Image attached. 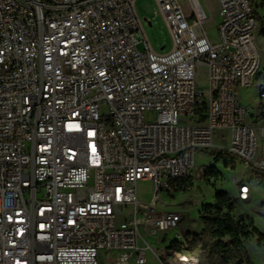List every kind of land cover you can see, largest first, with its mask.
I'll return each instance as SVG.
<instances>
[{
	"label": "built area",
	"instance_id": "built-area-1",
	"mask_svg": "<svg viewBox=\"0 0 264 264\" xmlns=\"http://www.w3.org/2000/svg\"><path fill=\"white\" fill-rule=\"evenodd\" d=\"M136 1L0 0V264H99L103 252L114 264H147L148 253L201 264L198 234L181 233L184 217L162 211L161 194L212 180L201 152L239 166V202L247 174L264 171V84L256 108L240 96L262 68L264 0H218L216 42L202 0H188L190 17L181 0H155L165 53ZM140 183L152 184L147 202ZM171 232L176 249L161 245Z\"/></svg>",
	"mask_w": 264,
	"mask_h": 264
},
{
	"label": "rangeland",
	"instance_id": "rangeland-1",
	"mask_svg": "<svg viewBox=\"0 0 264 264\" xmlns=\"http://www.w3.org/2000/svg\"><path fill=\"white\" fill-rule=\"evenodd\" d=\"M181 4L187 17H190L191 8L188 0H181ZM202 7L210 18L205 25L206 31L210 39L216 42L218 40L217 29L219 25L218 0H202ZM136 11L143 24L145 36L153 50L157 53L169 51L172 47L171 37L156 1L137 0ZM258 18L261 20L257 30V44L262 56V68L258 78L255 80L254 87L248 90H241L240 92L242 103L253 108H256L259 104V91L264 84V38L261 34V24L264 23V8L258 9ZM138 49L140 52H145L142 37L139 38ZM198 86L204 91L207 90V70L204 67L201 68L198 74ZM196 164L198 166L215 164L217 169L221 171V175L217 178H212L211 181L193 180L194 184L185 192H176L172 195H168L165 192L161 194V202L159 204L161 210L166 213H178L184 217L183 227L180 229L181 233L186 228H192L191 230L194 234L201 235L204 223L200 218L199 212L203 206L216 205L214 200L215 193L224 191L235 203L232 217L236 222L244 220L247 223L246 218H251L254 220L255 227L264 234V171L254 170L247 174L246 182L251 187V194L247 202H239L237 188L230 181L232 174L239 173V166L232 163L233 170L227 165L225 167L220 161L216 160V154L212 151L199 153L196 156ZM137 190L142 201L147 202L151 199L153 193L152 184L140 183ZM251 231L252 229L250 228L249 232ZM175 235V232L168 233L167 240L161 245H169ZM147 240L153 248H161L160 243L157 242V237H148ZM225 242L228 243L229 240L226 239ZM243 244L246 264H264V248L258 244L256 235L251 234L245 238ZM192 249L199 254L201 264H208V254L202 246L192 245ZM231 256L230 264H237L238 259L235 254L232 253ZM99 264H113V262L109 261V254H103L99 258ZM131 264H134V262L132 261ZM147 264H157L152 253L147 255Z\"/></svg>",
	"mask_w": 264,
	"mask_h": 264
},
{
	"label": "trees",
	"instance_id": "trees-1",
	"mask_svg": "<svg viewBox=\"0 0 264 264\" xmlns=\"http://www.w3.org/2000/svg\"><path fill=\"white\" fill-rule=\"evenodd\" d=\"M261 8H264V4H261ZM261 19L259 18V21ZM262 26V36L264 38V23ZM225 157L221 154L216 156V160L220 161ZM227 165V163H226ZM221 175V172L215 167H212L207 172L206 177L209 179L217 178ZM189 186L187 184H181L176 192L188 191ZM216 205L203 206L199 212L200 218L204 223V228L201 235L196 237L194 245L202 246L208 254V264H230L232 260L231 254L234 253L238 259L237 264H246L244 259L245 247L243 240L249 237L251 234L256 235L258 244L264 248V234L260 232L254 225V220L246 218L247 223L244 220L236 222L232 217V212L235 209V203L231 200L228 194L224 191H217L214 196ZM252 229L249 232V229ZM229 242L226 243L225 240ZM170 249L177 248V242L170 244Z\"/></svg>",
	"mask_w": 264,
	"mask_h": 264
},
{
	"label": "crops",
	"instance_id": "crops-1",
	"mask_svg": "<svg viewBox=\"0 0 264 264\" xmlns=\"http://www.w3.org/2000/svg\"><path fill=\"white\" fill-rule=\"evenodd\" d=\"M237 197H238V191H237ZM183 226H181V228H182ZM203 228H204V226H203ZM192 228H186L185 229V231L183 232V233H185V232H191L192 230H191ZM202 231H203V229H202ZM199 233H201L200 231H199ZM103 254H109V261L110 262H113V257H114V255H115V253H108V252H103V253H101L100 254V256H102ZM132 262V261H131ZM113 264H114V262H113ZM131 264V263H130Z\"/></svg>",
	"mask_w": 264,
	"mask_h": 264
},
{
	"label": "water",
	"instance_id": "water-1",
	"mask_svg": "<svg viewBox=\"0 0 264 264\" xmlns=\"http://www.w3.org/2000/svg\"><path fill=\"white\" fill-rule=\"evenodd\" d=\"M151 25V24H150Z\"/></svg>",
	"mask_w": 264,
	"mask_h": 264
}]
</instances>
